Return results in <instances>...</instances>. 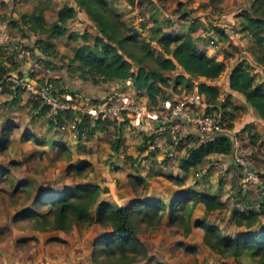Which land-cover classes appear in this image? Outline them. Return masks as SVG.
<instances>
[{"label": "trees", "instance_id": "trees-1", "mask_svg": "<svg viewBox=\"0 0 264 264\" xmlns=\"http://www.w3.org/2000/svg\"><path fill=\"white\" fill-rule=\"evenodd\" d=\"M125 1L133 7L139 6L141 2V0ZM206 1V7L209 8L206 17L221 12L220 4L223 0ZM73 2V4L62 5L57 11L56 19L50 24L46 23L42 10L39 9L31 14L22 15L19 20L21 25L27 26L29 31L39 36L33 42L35 49L41 53L38 58L42 62L56 65V61L60 60L67 69V73L74 72L81 81L121 83L130 79L136 90H144L147 93L148 105L156 107L160 99L168 97L162 87H172L176 90L180 85L182 90L179 93L183 95L187 93L184 94L185 90L188 93L192 91L193 84L185 74L216 80L225 70L226 65L223 61L209 57L197 49V39L190 34V31L166 33L165 27L172 26L175 21L169 16L164 15L159 18L158 14L153 13L151 25L147 26V23L142 20L138 28L129 25L108 0H73ZM191 3L192 0H178V9L175 13L180 15V19L191 21L190 30L192 31L197 20L192 17V11L188 10ZM157 7L161 10L159 6ZM78 10L85 12L96 33L89 35L86 31H81L78 35L76 32H71V37L81 36L86 43L76 46L72 59L65 62L55 53L51 38L62 37L68 32V23L75 20ZM243 17L245 22L242 31L246 37H249L252 59L246 56L239 57L229 66L227 89L242 94L258 118L264 121V77L262 81L255 79L256 76L259 78L262 73L264 74L263 0L254 3L252 11L243 12ZM16 23L18 24V21ZM204 27V39L207 38L208 41L211 39L227 56L228 48L224 44L229 34L225 28L212 22ZM144 32L146 35H143ZM2 45L3 43L0 49ZM14 53L15 50L12 49L6 54L8 62H11L10 57ZM17 65L18 63L11 62L8 68L0 60V86L5 83L9 70L15 69ZM178 67L183 73L179 72L175 75L172 86L168 74ZM53 81L60 84L56 80ZM13 91L16 95L19 92L17 88ZM198 91L205 97L204 112L215 113L220 121L232 129L235 113L240 111V107L230 101V94L220 101V91L215 86L200 84ZM47 110L48 107L45 104L38 99H32L31 114L33 116L45 114ZM55 117L56 122L49 120L50 125L75 119V115L71 112H58ZM76 122L78 131L88 126L90 133L95 127L115 121L101 119V117L92 120L82 117V120L76 119ZM14 128L15 125L8 124L2 129L0 151L8 147ZM251 128V123H247L242 131H248L250 142L255 145L261 137L250 133ZM200 135L179 161V167L183 172L201 165L209 154L228 157L234 153L235 135L233 133L218 132L210 135L200 133ZM152 138L153 134H145L140 149L150 146ZM35 142L41 143L37 139ZM116 144V140L111 142L113 148H116ZM56 152L59 158L69 160V152L65 148H59ZM42 154L43 152L37 151L30 158L42 157ZM126 158L132 160L129 155ZM19 164V161L10 160L8 166H0V186L4 183L12 193H23L24 198L30 200L27 204L28 208L24 203L18 207L12 220L16 222L26 220L38 229L67 230L73 224L83 227L97 224L104 229H109L95 242L93 252L95 261L99 255L113 264H128L143 260L147 257V251L137 235L143 228L157 229L162 225L165 216L169 218L171 225L182 227L184 235L187 236L191 231V214L200 203L203 205L204 213L202 219L198 221V226L203 230L204 245L222 257H233L238 261L246 260L251 264H264V202L258 209L246 206L231 212V222L240 228L236 236L231 237L222 233L217 224L206 222V217L210 213L226 208V203L215 194L188 189L178 193L166 205L161 201L144 200L146 179L130 177L133 201L129 205L114 206L108 202L99 201L101 194L105 191L104 188L79 181L87 179L91 172V167L87 163L67 166L66 174L74 178V184L46 187L44 190L37 188L36 191L33 190L32 182L28 179L16 181L11 175L10 166H19ZM260 177L263 178L264 173H261ZM166 178L178 186L184 183L183 179L172 175H166Z\"/></svg>", "mask_w": 264, "mask_h": 264}, {"label": "crops", "instance_id": "crops-1", "mask_svg": "<svg viewBox=\"0 0 264 264\" xmlns=\"http://www.w3.org/2000/svg\"><path fill=\"white\" fill-rule=\"evenodd\" d=\"M50 1L51 3L47 0H0V46L3 43L2 49H0V60L5 66L7 65V53L4 50L6 42L21 43L32 52L29 59H24L18 63L15 69L9 70V74L14 78L24 80L36 77L39 81L45 80L49 75L53 78L58 77L60 82H63L64 86L72 92L81 93L84 97L93 100L140 99L147 101V93L144 90H136L130 79L121 83L81 81L74 72L68 74L67 69L60 60L56 61V65H54L53 63L46 64L38 58L41 53H37L33 41L39 36L29 31L27 26L21 25L19 19L22 15L31 14L39 9L42 10L46 23L50 24L56 19L57 11L62 5L74 3L73 0ZM256 2H260V0H223L220 4L221 12L206 17L207 22L204 23V26L212 22L215 25H221L229 34V38L234 45L233 50L237 52L231 51L227 47V56L222 49H213L207 46L206 41L208 39H204L205 27L201 30V24L197 23L191 31V21L189 19L186 20L190 25L181 27L179 32H174L171 29H164V31L166 33H186L190 31V34L197 39V49L199 41L205 44L200 52L218 61H229L228 67H225L227 70L225 69L222 73L225 74L237 58L246 56L252 59L249 45H244L239 36L246 37L242 31L245 22L243 12L252 11V6ZM195 8H197L196 4L188 6L190 11ZM78 11L75 20L68 23V32L62 37L51 38L55 53L65 62L72 59L76 46L86 43L81 36L71 37V32H76L79 35L81 23L92 24L85 12ZM207 13L206 15H208ZM164 15L169 16L166 13ZM169 17L175 20L174 23L176 22L175 16ZM139 18L140 21L143 20L141 16L136 17L134 25L138 28ZM168 27L172 28V26ZM227 27H231L232 30L228 32ZM143 35H146V32ZM246 38L249 39V37ZM230 57H233V60ZM46 70L49 73H44ZM181 70L178 67L169 72L168 77L172 86L174 85L175 75L182 72ZM185 76L190 79L193 89L189 93L186 90L183 91L184 94L186 92V94H191L193 91L198 90L200 84L215 86L219 90L225 89L224 98L230 94V101L240 107V113H242L240 119L235 117L233 120L234 127L231 130L235 135L234 145L236 143V146L240 148L239 152L245 157L249 167L257 175L260 176L261 173H264L263 166H257L255 160L252 162L249 158L251 151L248 153L247 150L254 148L256 151L258 150V156L264 155V121L258 118L253 108L246 103L243 95L236 91H228L227 81L222 82L221 88L223 89H220L217 84L218 79L209 80L203 76H189L186 74ZM263 77L264 74L262 73L261 77L256 76L255 79L262 81ZM162 88L168 97L160 99L155 108L162 107L165 102L174 103L183 96L182 93H179L182 90L180 85L177 86L176 90H173L172 87ZM13 90L14 87L11 81L5 82L0 88V133L5 125H15L14 132L18 141L14 144L13 150L20 151L21 155L25 156L28 151L34 150L46 154L47 151H57L59 148H65L69 152V160L59 161L58 164L64 166L89 164L91 172L88 178L79 181L104 188L105 191L101 194L99 201H105L114 206L129 205L134 199L129 178L140 177L145 178L147 181L143 196L146 201H161L167 205L178 193L193 189L198 192L215 194L222 202H229L232 204L231 212L235 209L241 210L246 206L258 209L261 203L264 202V195L260 187L248 184L244 172L237 167L234 161V153L228 157L209 154L204 158L201 165L190 169L188 172H183L179 167V161L186 155L187 149L195 144L196 139L201 135L197 128L187 121L177 116H171L168 109H162V115L155 120L143 119L140 121L141 133L139 134L133 126L138 121L125 120L118 123L102 124L101 127H95L90 133L89 128L87 138L78 139L73 131L69 129L59 130L54 125H50L46 114L33 116L31 114L32 98L20 92L16 95ZM221 96L220 92L219 97ZM203 99L205 100L204 96ZM247 123L252 125L250 133L261 137L255 145L251 144L249 146L251 143L250 138L247 139L246 137L248 131H242L243 126ZM145 134H153L152 143L146 149H140ZM36 139L41 143L37 144ZM114 140L117 141V149L111 145ZM127 155L131 156L132 160H128ZM166 175L183 179V185H175L166 178ZM64 184L68 185V182ZM164 188L169 190H164ZM238 229L240 230V228Z\"/></svg>", "mask_w": 264, "mask_h": 264}, {"label": "rangeland", "instance_id": "rangeland-1", "mask_svg": "<svg viewBox=\"0 0 264 264\" xmlns=\"http://www.w3.org/2000/svg\"><path fill=\"white\" fill-rule=\"evenodd\" d=\"M108 1L114 9L120 12L126 22L132 26L135 25V20L138 16H141L147 26H150L153 13L158 14L159 18H162L164 13L169 16H175L176 22L172 25V28L165 27V29H171L174 32H179L181 27L190 25L188 20L180 19V15L175 13L178 9V0H152L151 2L141 0L140 5L137 7L129 6L125 0ZM47 2L51 3L50 0H47ZM206 3V0H192L191 4L192 6L195 4L197 6L192 11V17L197 20L198 24H201V30L204 28V23L207 22L206 13L209 8L206 7ZM157 6L161 10H158ZM79 29L80 31H86L89 35L96 33L93 24L81 23ZM230 30L232 28L227 27V31L230 32ZM239 38L244 45L247 44L250 47L249 39L245 36H239ZM206 43L208 47L216 49L208 40ZM232 43V40L228 38L224 45L234 51ZM4 45L10 50H15V42H6ZM204 45V43L199 41L198 50L201 51ZM230 59L233 60V57H230ZM45 72L49 73L47 70ZM227 74L228 71L218 78L217 84L220 89H223L221 88L222 82L227 81ZM47 78L52 81L56 80V82L60 83L59 85L64 86L58 77L53 78V76L49 75ZM224 90H219L222 95L219 97L220 101L224 100ZM241 115L240 111L235 113L237 119H240ZM246 137L249 139V136ZM17 141V135L12 131L8 147L0 151V166H8L10 160L19 161V166H10L11 175L16 181L28 179V181L32 182L34 191L37 188L44 190L46 187H62L64 183L68 182L70 184L74 181V178L66 174L65 169L67 166L58 164L59 161L64 162L67 160L59 158L56 151H47L45 152L46 154H42V157L31 159V155L37 151H28L23 156L20 151L13 150V146ZM249 146H251V143ZM54 148L56 149V147ZM247 150L248 153L251 151L249 158H251L252 162L255 160L257 163H254L257 166H263L264 168V155L258 156V150L256 151L254 148ZM0 187V264H113L111 261L104 260L100 255L96 261L93 258L96 240L105 235L109 229H104L97 224L87 227L73 224L67 230L38 229L26 220L13 221V215L19 209L18 207L22 206L23 203L25 205L29 204L30 200L24 198L25 195L23 193H12L4 183ZM164 190L169 189L164 188ZM220 191L222 190L220 189ZM226 203L225 209L210 213L206 217V222L217 224L227 236H236V231L239 229L231 222L230 209L232 204ZM26 207L28 208L29 206L27 205ZM203 213V205L197 204L191 214V231L187 236L184 235L182 227L171 225L167 216L163 218L162 225L157 229H141L142 231L140 230L137 238L144 245L147 257L128 264H251L246 260L238 261L233 257H222L204 245L202 242L203 230L198 226V221L202 219Z\"/></svg>", "mask_w": 264, "mask_h": 264}, {"label": "built area", "instance_id": "built-area-1", "mask_svg": "<svg viewBox=\"0 0 264 264\" xmlns=\"http://www.w3.org/2000/svg\"><path fill=\"white\" fill-rule=\"evenodd\" d=\"M138 21H140V18ZM209 43L216 48L219 47L211 39ZM4 50L7 54L9 53V48L6 45H4ZM15 50V53L10 57L11 62L20 63L24 59H29L32 56V52L23 45H15ZM11 62L7 61L6 67H9ZM224 63L227 67L229 61L225 60ZM10 81L12 82V86L17 88L21 94H27L32 99H38L48 107L45 113L48 120L56 122L55 116L58 112L73 113L75 119L53 125L59 130L69 129L73 131L78 139L87 138L89 128L88 126H84L78 131L76 119L80 121L82 117L91 120L96 117H101V119H111L117 123L125 120H137L138 123L133 124V126L139 134L141 133L140 121L143 119L148 121L157 119L162 115V109H168L171 116H177L187 121L196 127L200 133L206 135L218 132L232 133L230 127L220 121L215 113L204 112V99L198 90L193 91L191 94L183 95L174 103L165 102L162 107L155 108L149 106L147 101L140 99L93 100L92 98L84 97L81 93L72 92L68 87L58 85L48 78L43 81H39L36 77L24 80L17 77L14 78L8 72L5 77V82ZM239 149L235 143L234 161L237 167L244 172L247 183L260 187L264 195V177H260L249 167V163L239 152Z\"/></svg>", "mask_w": 264, "mask_h": 264}, {"label": "water", "instance_id": "water-1", "mask_svg": "<svg viewBox=\"0 0 264 264\" xmlns=\"http://www.w3.org/2000/svg\"><path fill=\"white\" fill-rule=\"evenodd\" d=\"M37 53H39V51L37 50Z\"/></svg>", "mask_w": 264, "mask_h": 264}]
</instances>
